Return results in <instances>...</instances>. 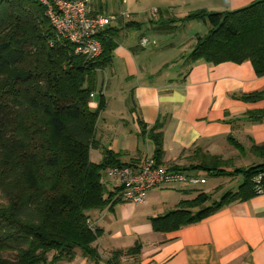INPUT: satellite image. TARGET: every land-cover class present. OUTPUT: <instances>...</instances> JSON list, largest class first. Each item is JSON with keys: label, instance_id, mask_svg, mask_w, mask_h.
I'll return each instance as SVG.
<instances>
[{"label": "crops", "instance_id": "obj_1", "mask_svg": "<svg viewBox=\"0 0 264 264\" xmlns=\"http://www.w3.org/2000/svg\"><path fill=\"white\" fill-rule=\"evenodd\" d=\"M253 1L90 0L93 15H117L110 25L117 29V46L111 61L97 71L88 104L95 110L101 97L106 104L90 160L100 163L107 148L121 163L139 167L153 156L149 131L159 124L161 165L206 177L204 185L209 174L200 164L220 162L233 171L264 162L251 151L252 145L264 144V120L251 122L245 116L264 110V98H242L264 91V75H256L249 61L187 64L196 35L206 34L208 26L180 21L196 10L225 11L224 5L234 10ZM142 38L149 40L145 47ZM213 179L204 189L164 185L149 190L139 206L119 202L112 210L91 211V224L101 230L95 242L99 261L80 255L71 264H106L115 251L123 252L118 264H264V193L231 202L177 230L153 231L151 219L176 210L180 202L200 192L217 201L243 182L241 174ZM105 181L109 190L118 185L107 176ZM136 244L141 246L137 254H125Z\"/></svg>", "mask_w": 264, "mask_h": 264}, {"label": "trees", "instance_id": "obj_2", "mask_svg": "<svg viewBox=\"0 0 264 264\" xmlns=\"http://www.w3.org/2000/svg\"><path fill=\"white\" fill-rule=\"evenodd\" d=\"M201 21L208 26L186 58L187 64L204 61H249L256 75H264V0L229 11L196 10L180 21ZM130 26V24H126ZM117 29L97 34L101 54L86 60L73 45L57 35L37 0H0V264H71L78 253L95 262V242L101 230H91L90 212L121 202L118 183L107 188L106 170L121 163L103 149L100 163L90 160L97 147L95 127L105 108L101 97L89 107L96 90L97 71L111 61ZM254 101L264 91L242 96ZM251 122L264 120V110L247 112ZM156 124L149 132L153 160L162 166V138ZM264 160V144L252 145ZM222 163L200 164L211 176L241 174L236 192L219 200L200 192L178 208L151 219L154 232H170L200 222L234 201L264 193V162L227 171ZM260 176V179L257 178ZM136 244L125 254H137ZM51 254V255H50ZM115 251L106 264H118Z\"/></svg>", "mask_w": 264, "mask_h": 264}, {"label": "built area", "instance_id": "obj_3", "mask_svg": "<svg viewBox=\"0 0 264 264\" xmlns=\"http://www.w3.org/2000/svg\"><path fill=\"white\" fill-rule=\"evenodd\" d=\"M45 9V15L58 36L68 40L74 52L86 60L97 58L102 51L96 37L104 28L116 22L117 15L104 16L91 13L90 0H37ZM123 15V14H122ZM149 40L142 38L140 45L145 47ZM93 94H90L92 98ZM107 176L122 186L119 193L121 202L143 204L149 190L164 186L198 187L207 182L206 177L187 174L166 166H157L153 158L144 159L139 167L115 165L106 170ZM260 179V176L257 178ZM258 192L262 194V190ZM91 230L94 226L88 222Z\"/></svg>", "mask_w": 264, "mask_h": 264}, {"label": "rangeland", "instance_id": "obj_4", "mask_svg": "<svg viewBox=\"0 0 264 264\" xmlns=\"http://www.w3.org/2000/svg\"><path fill=\"white\" fill-rule=\"evenodd\" d=\"M221 10V9H220ZM222 10H227V11H229L230 9H226V7H225V5H224V9H222ZM210 11H218V10H216V9H210ZM203 23H201V25H202ZM202 28H204V25H202L201 26ZM179 67V66H178ZM177 67V68H178ZM93 150H94V148H93ZM236 164H238V163H233V166H236ZM108 177V176H107ZM208 177V179L210 180L209 181V183L207 184V185H204V186H198V187H195L194 189H197V190H200V189H204V188H207V187H209L210 185H211V183H213L212 181H214V176H211V175H209V176H207ZM110 178V177H109ZM104 179H106V176H105V178ZM111 179V178H110ZM219 178H217L216 177V180H218ZM235 188V187H234ZM141 205V204H140ZM139 206V205H138ZM78 253V255H77V257L78 256H80L81 254H80V252H77ZM51 255V254H50ZM62 264H68V263H66V262H62Z\"/></svg>", "mask_w": 264, "mask_h": 264}]
</instances>
